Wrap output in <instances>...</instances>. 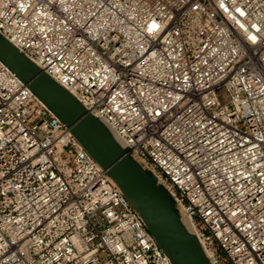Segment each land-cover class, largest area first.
<instances>
[{
  "label": "built area",
  "instance_id": "obj_1",
  "mask_svg": "<svg viewBox=\"0 0 264 264\" xmlns=\"http://www.w3.org/2000/svg\"><path fill=\"white\" fill-rule=\"evenodd\" d=\"M0 33L155 174L211 264H264V0H0ZM0 264H171L1 61Z\"/></svg>",
  "mask_w": 264,
  "mask_h": 264
},
{
  "label": "water",
  "instance_id": "obj_2",
  "mask_svg": "<svg viewBox=\"0 0 264 264\" xmlns=\"http://www.w3.org/2000/svg\"><path fill=\"white\" fill-rule=\"evenodd\" d=\"M0 61L70 129L106 170L171 264H211L197 236L183 223L171 193L129 154L108 127L0 33Z\"/></svg>",
  "mask_w": 264,
  "mask_h": 264
},
{
  "label": "bare ground",
  "instance_id": "obj_3",
  "mask_svg": "<svg viewBox=\"0 0 264 264\" xmlns=\"http://www.w3.org/2000/svg\"><path fill=\"white\" fill-rule=\"evenodd\" d=\"M182 221H183V223L185 224V226L187 227V229H188L189 231H191V230H192V226H191V224L188 222V220L185 219V218H182Z\"/></svg>",
  "mask_w": 264,
  "mask_h": 264
}]
</instances>
